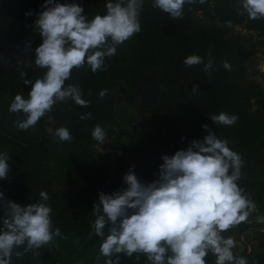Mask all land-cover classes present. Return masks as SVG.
I'll return each instance as SVG.
<instances>
[{
    "label": "clouds",
    "instance_id": "1",
    "mask_svg": "<svg viewBox=\"0 0 264 264\" xmlns=\"http://www.w3.org/2000/svg\"><path fill=\"white\" fill-rule=\"evenodd\" d=\"M203 4L206 0H152L151 7L168 14L172 19L182 18L185 4ZM144 0H107L105 14L89 19L82 14L78 3H57L45 0L44 9L34 21L42 43L34 50V65L45 69L33 82L21 72V81L31 84L27 98L16 94L8 107L18 118L17 130L34 129L38 121L51 113L54 105L69 99L81 107L88 101L82 98L78 85H67L73 69L88 66L92 73L103 70L106 57L116 55L117 47L141 31L140 13ZM239 15L249 20L264 19V0H238ZM191 9H189L190 11ZM26 15H32L31 12ZM187 67L203 64V71L211 74L213 59L190 55L183 60ZM30 66V65H29ZM225 70L231 65L223 62ZM104 89L100 98L107 95ZM192 93L199 92L194 85ZM51 120L52 117L48 116ZM80 119H91L85 113ZM215 125L232 126L238 116L221 112L209 118ZM208 133L202 140H193L186 149L173 155H163L158 179L141 183L131 170L123 176L125 189L98 194L93 204L88 238L99 237V254L95 264L104 258V264H119L123 254L146 264H207L206 257H215L213 264H249L246 257L237 256L233 249L237 242L223 233L248 221L257 212L256 203L238 186L243 160L233 151L227 139H219L202 125ZM54 136L68 142L72 136L67 127H59ZM106 132L95 125L91 137L104 144ZM10 157L0 152V179H7ZM4 194L0 192V201ZM40 200L21 206L8 200L2 203L0 220V264H12L13 255L23 257L31 252L40 256V249L54 244V238L67 239L59 228L53 230L52 208L46 202L47 192L39 193ZM264 223V216H256ZM107 229V232H105ZM23 248V251L16 249ZM252 264H256L255 261Z\"/></svg>",
    "mask_w": 264,
    "mask_h": 264
},
{
    "label": "trees",
    "instance_id": "2",
    "mask_svg": "<svg viewBox=\"0 0 264 264\" xmlns=\"http://www.w3.org/2000/svg\"><path fill=\"white\" fill-rule=\"evenodd\" d=\"M65 1L56 0L61 4ZM74 1L84 8L82 14L89 19L106 12L104 5L107 1ZM44 3L45 0H0V152H7L10 157L8 177L0 179V192L4 194L3 201H0V220L3 217V202L11 200L25 206L38 202L39 193L44 191L50 198L46 203L51 206L52 213L57 212L64 217L68 227H74L72 220L83 205H73L70 221V216L65 218V209H61L57 197L53 198L54 176L50 159L53 144L59 140L49 127L53 126L54 130L62 126L68 128L72 140L60 141L63 145L89 149L94 126L99 124L103 127L113 119L109 112V87L122 81L133 88L135 80L147 72L146 69L156 71L159 82L168 88L173 107L183 117L192 141L202 140L208 134L202 127L207 125L219 139H227L230 142L228 146L241 155L244 163L240 180L248 182L250 198L256 203L257 211L264 213V112L251 110L253 104L264 105V98L240 84H234L242 72L238 73V66L232 61H227L231 70L224 69L223 62L226 60L223 54H219L221 42L213 38L208 30L219 24H232L244 25L249 30L264 34V19L249 20L246 15H239L238 0L185 4L183 17L177 19L151 7L152 0H144L139 17L141 31L117 47L115 56L105 58L103 70L92 73L85 65L73 69L71 78L65 82V86H79L88 106L76 105L71 109L70 105L57 103L34 129L17 130L14 122L18 118L23 119V116L10 114L8 107L16 94L27 98L31 90V84L25 85L21 81L20 73H26L25 78L34 82L46 71L34 65V50L42 43L38 31L34 29V21L44 10ZM28 12L32 15H26ZM194 12H201L205 29L191 19L190 14ZM209 52L213 59L211 74L202 70L203 64L187 67L183 63L190 55H198L206 63ZM194 85L199 91L195 94L191 92ZM104 89L108 90L107 95L100 98L98 93ZM221 112L237 115V122L232 126L215 125L209 118ZM85 113H91V119H80ZM48 116L52 119L49 120ZM70 177L66 176L69 186L72 184ZM62 198L68 199L65 196ZM91 224L77 228L75 237L54 239L53 243L58 244V249L62 251L63 260L78 263L84 260V264L89 257L95 260L97 248L88 238ZM16 250L23 251V248ZM39 251L40 256L35 258L31 252L25 254L19 259V264H50L48 252L43 248ZM118 255L122 260L123 257ZM120 263L132 264V261L125 258ZM99 264H102L101 260Z\"/></svg>",
    "mask_w": 264,
    "mask_h": 264
},
{
    "label": "rangeland",
    "instance_id": "3",
    "mask_svg": "<svg viewBox=\"0 0 264 264\" xmlns=\"http://www.w3.org/2000/svg\"><path fill=\"white\" fill-rule=\"evenodd\" d=\"M107 1V0H104ZM74 0H66L64 3H73ZM191 19L198 27L205 29V21L201 16V12H194L190 14ZM210 33L213 38L220 41L219 54H223V59L226 61H232L238 66V73L242 74L238 78V82L234 84L241 85L244 88L250 89V92L261 94L264 98V34L256 30H249L244 25H217L212 29L209 27ZM147 72L140 75L135 80V86L129 88L127 84L122 81L116 82L109 87L110 95V109L113 119L108 121L102 128L106 132L104 144L101 145L103 148L108 150L117 148L122 137H118L115 134V128L118 125L124 124L122 129L123 133L119 135L124 137H134V120L139 116L137 115V107L141 105V110H139L140 115L145 113L146 108H150L156 105L161 96V103L168 104L173 108L176 115L183 119V117L174 109L168 88L158 80V74L156 71L151 69H146ZM158 86V99L150 107L144 102V96L150 91L152 86ZM127 92V93H126ZM132 100V101H131ZM131 101V102H130ZM72 100H68L62 104H67L74 108L77 104L71 103ZM121 106L128 108V112L132 114L133 121L131 122H121L118 116L117 107ZM67 107V110H71ZM259 109L264 112V105L257 103L253 104L251 110ZM133 122V123H132ZM56 130V129H55ZM53 126L49 127V131H55ZM128 135L127 136V133ZM118 139H120L118 141ZM98 142L93 140L89 145V149L83 150L80 147H73L71 145H63L60 141H57L55 145L53 144V153L51 156L52 163V176H54L52 192L53 198L57 197L60 203L61 209H65V218L72 220V207L73 205H83L77 217H75L72 222L75 223L74 227H68L64 217H60L57 212L51 214L53 230L59 228L64 236L75 237L76 229L86 226L88 223H93L95 217L92 215L93 204L98 203V194L103 192L105 194H112L113 192L125 189L127 185L123 182V176L126 172H117L116 163L114 160L123 152L121 148V153L118 155L115 151H105V149L97 150L95 145ZM116 143V144H115ZM118 144V145H117ZM117 146V147H116ZM67 158V159H66ZM152 164H154L152 162ZM153 167V165H151ZM152 170H148L151 173ZM71 176L72 184L67 185L66 176ZM153 181L158 179V173L153 175ZM245 181V180H244ZM248 184V182L246 181ZM76 193H79V196ZM65 196L67 200L62 198ZM52 200V199H51ZM77 211V210H76ZM73 228V229H72ZM107 232V229H105ZM66 233V235L64 234ZM89 234V232H88ZM54 239L60 240L59 237ZM63 240V239H62ZM94 242L97 250L94 256L99 254V245L101 240L99 237L92 236L90 239ZM56 242V241H55ZM57 243V242H56ZM94 248V247H90ZM44 251L49 254L50 264H84V260L80 263L76 261L63 260L62 251L58 247H53V244L47 245L43 248ZM123 259L128 258L132 261V264H146V258L141 254L140 259L137 261L135 257L129 258L123 254H120ZM19 259L13 255L12 264H19ZM78 259V258H77ZM122 260H119V264ZM102 264L104 263V258H101ZM87 264H95L94 257H89Z\"/></svg>",
    "mask_w": 264,
    "mask_h": 264
},
{
    "label": "crops",
    "instance_id": "4",
    "mask_svg": "<svg viewBox=\"0 0 264 264\" xmlns=\"http://www.w3.org/2000/svg\"><path fill=\"white\" fill-rule=\"evenodd\" d=\"M160 99L161 96L156 105L146 108L145 113L141 115V105L137 107L139 117L134 120V137L123 138L119 135L123 133V123L114 129L115 134L122 137L121 140L118 139V146L123 148V152L114 160L117 172L128 173L131 170L138 180L145 184L152 182L153 175L159 172L163 155L171 156L177 150L186 149L192 141L191 133L183 119L179 118L168 104L161 103ZM125 107H117L120 123L133 121L132 114L128 112L127 106ZM126 133L129 136L128 132ZM148 170H152L151 173H148ZM237 183L245 190V194L249 195L246 181L239 180ZM257 215L264 216V213L257 211L250 215L248 221L223 233L237 242L233 249L234 254L246 257L249 264L253 261L256 264H264V223L256 222ZM214 259L210 253L206 257L207 264H213Z\"/></svg>",
    "mask_w": 264,
    "mask_h": 264
},
{
    "label": "water",
    "instance_id": "5",
    "mask_svg": "<svg viewBox=\"0 0 264 264\" xmlns=\"http://www.w3.org/2000/svg\"><path fill=\"white\" fill-rule=\"evenodd\" d=\"M158 95V86L155 84L154 86H152L150 91L144 96V102L147 104L148 107H150L157 101Z\"/></svg>",
    "mask_w": 264,
    "mask_h": 264
},
{
    "label": "built area",
    "instance_id": "6",
    "mask_svg": "<svg viewBox=\"0 0 264 264\" xmlns=\"http://www.w3.org/2000/svg\"><path fill=\"white\" fill-rule=\"evenodd\" d=\"M116 144V143H115ZM101 145H103V144H101V143H97L96 145H95V149H97V150H102V149H105V151H109L108 153H110L111 151H115L116 153H118V155L121 153V149H120V147L118 146H116L117 148H113V149H111L110 148V150H108L107 148H103ZM118 145V144H117Z\"/></svg>",
    "mask_w": 264,
    "mask_h": 264
}]
</instances>
